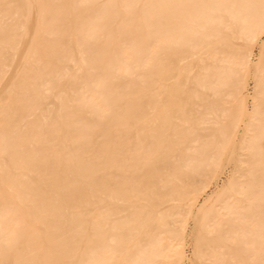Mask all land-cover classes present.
<instances>
[{
	"label": "bare ground",
	"instance_id": "6f19581e",
	"mask_svg": "<svg viewBox=\"0 0 264 264\" xmlns=\"http://www.w3.org/2000/svg\"><path fill=\"white\" fill-rule=\"evenodd\" d=\"M262 32L264 0H0V264H188L193 211V260L264 264Z\"/></svg>",
	"mask_w": 264,
	"mask_h": 264
},
{
	"label": "rangeland",
	"instance_id": "374dc122",
	"mask_svg": "<svg viewBox=\"0 0 264 264\" xmlns=\"http://www.w3.org/2000/svg\"><path fill=\"white\" fill-rule=\"evenodd\" d=\"M260 37L264 39V32L260 33ZM258 55V48L257 46L253 47L252 53L249 57L250 60H255L256 57ZM246 78V85H245V91L247 93H250L252 90V86H253V81L251 76H245ZM247 105H250V100H247ZM241 127L238 128V133L237 135L240 133ZM233 167L232 163H226L224 165L223 168V172L221 174H219V176L216 178L215 182L217 185H220L225 178L230 174L231 168ZM235 174V173H234ZM199 200L197 201L196 205H198L201 201L200 198H198ZM195 211L190 212L188 214L187 220L184 224L183 227V237H184V243L182 245V252H183V256L185 261H189L188 264H202L201 262L195 261L193 260V221H192V217L194 215Z\"/></svg>",
	"mask_w": 264,
	"mask_h": 264
}]
</instances>
